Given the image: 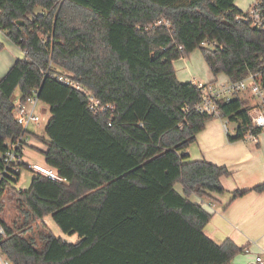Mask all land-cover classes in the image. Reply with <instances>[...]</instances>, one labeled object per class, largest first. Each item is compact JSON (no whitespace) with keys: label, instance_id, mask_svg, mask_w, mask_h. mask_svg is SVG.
I'll return each instance as SVG.
<instances>
[{"label":"trees","instance_id":"1","mask_svg":"<svg viewBox=\"0 0 264 264\" xmlns=\"http://www.w3.org/2000/svg\"><path fill=\"white\" fill-rule=\"evenodd\" d=\"M256 1L264 26V0ZM234 2L0 0V31L25 54L0 78V173L5 143L23 133L13 97L24 103L37 92L50 113L44 163L62 179L33 174L24 191L11 188L20 174L0 181V255L9 264H231L243 252L231 240H210L203 230L211 215L189 200L224 194L220 179L230 173L185 153L217 118L195 111L199 89L173 68L199 49L212 78L254 75L264 93V28ZM59 76L114 111L92 112ZM244 94L216 101L220 118L236 124L231 142L261 134ZM250 191L264 192V183ZM6 192L20 206L16 229L1 217ZM46 217L77 241L44 224L34 232L31 224Z\"/></svg>","mask_w":264,"mask_h":264},{"label":"crops","instance_id":"2","mask_svg":"<svg viewBox=\"0 0 264 264\" xmlns=\"http://www.w3.org/2000/svg\"><path fill=\"white\" fill-rule=\"evenodd\" d=\"M255 1L235 0L234 5L238 10L246 13L253 7ZM24 56V52L12 44L0 31V78L5 76L13 64L17 60H22ZM181 59L183 62L185 61V58ZM177 79L182 82L178 76ZM213 80L221 83L227 82L222 75L214 79L208 74L206 83ZM247 93L243 97L250 102V106L253 108L257 104L256 98ZM49 119L50 113L45 125L41 128V134L31 129L28 131V135L31 134L32 137H35L44 147H33L42 157L43 162L42 153L46 149L44 128ZM234 135L235 129L230 130L229 136L233 137ZM185 153L190 156L191 160H198L201 157L209 163L225 167L230 173L229 176L220 179L225 190L224 194H212L211 197L204 199H199L196 196L189 198L192 203L200 205L211 215L203 230L204 234L217 245L231 240L237 247L243 249V252L232 259L231 264H249L256 257L264 256V192L250 191L255 186L264 183V135L260 134L256 142L247 139L231 142L223 131L222 120L215 119L205 125L204 130L197 135L196 143ZM22 157L27 164H37L35 162L37 160L27 149V145ZM174 190L179 195H183L182 186L181 190H177L175 185ZM235 191L248 192L241 197L232 199V194ZM48 221L52 222L49 217ZM54 236L69 243L77 241L76 236L69 238L61 234ZM1 260L4 258L0 255Z\"/></svg>","mask_w":264,"mask_h":264},{"label":"built area","instance_id":"3","mask_svg":"<svg viewBox=\"0 0 264 264\" xmlns=\"http://www.w3.org/2000/svg\"><path fill=\"white\" fill-rule=\"evenodd\" d=\"M249 21L255 27H262V19L260 10L257 9V1H255L253 7L246 12ZM161 23L167 25L165 21H158L155 26ZM264 28V26H263ZM206 45V43H202ZM58 81L63 84L74 88L75 90L83 93L89 102V108L92 112H104L105 110L114 111V107L111 105L102 106L93 95L85 91L79 84L70 81L69 79L59 76ZM194 86L199 89L201 93V101L195 107V111L201 115L213 116L217 119L222 120L220 112L217 109L216 101L218 100H230L236 93H250L254 98L257 99V104L253 107L249 114L251 124L261 130V134L264 135V93L255 81V76L250 75L247 79L235 83L229 82H191ZM259 100V101H258ZM38 103L37 92H33L32 96L29 97L24 103L18 102L15 104L14 118L22 129V134L15 141H8L5 143L7 150L3 155L4 169L0 173V181L5 177H12L14 174H20V168L22 164H26L27 168L33 173L44 176L52 181L62 182L55 170L51 168H43L37 164H27L24 162L22 153L27 145V134L31 127L38 125L44 118L40 117L36 113V107ZM224 120V119H223ZM222 120V121H223ZM222 128L225 135L230 134V130L227 127V122L222 123ZM258 136L247 134L245 139L256 142ZM0 234H3L0 228ZM0 264H9L7 260H1ZM249 264H264V256L256 257Z\"/></svg>","mask_w":264,"mask_h":264},{"label":"rangeland","instance_id":"4","mask_svg":"<svg viewBox=\"0 0 264 264\" xmlns=\"http://www.w3.org/2000/svg\"><path fill=\"white\" fill-rule=\"evenodd\" d=\"M184 58H185L184 62L182 61V59H179L173 62V68L175 70L176 77L178 76L179 80L182 81L181 83H191L193 81L196 83L208 82V70L204 63L200 50L197 49L193 51L191 54L185 56ZM18 100H19V94L18 92H16L13 97L14 104H17ZM36 113L41 118L43 117L44 121H41L38 125H36L35 127H31L30 129L41 134L42 133L41 128L45 125L46 120L49 116V109L45 104L38 101L37 107H36ZM223 122L224 123L227 122V127L229 130H233L236 128L235 123L228 122L227 120H223L222 123ZM27 138H28L27 139V149L32 152L33 157L37 160L35 162H37L39 166L43 168H47V166L41 160L42 157L39 155L38 152H36L33 149V147H37V146L38 148L43 147L41 142H39L35 137H32L31 134L30 135L27 134ZM20 169L21 170H20L19 183L15 187H11L13 191H24L26 190V188H28V186H30L33 173L28 168L23 167ZM176 189L181 190V185L176 184ZM1 203L3 205L1 217L5 221V223H7L8 225H10L11 227L15 229L22 226L23 220H22V215L20 212V206L14 194L6 192L1 200ZM42 224H44L52 232L53 235H57V234L63 235L53 222L48 221V217H46V220L37 221V222L32 223L31 224L32 230L34 232L41 231ZM28 236H31V233L27 232L26 237ZM65 236L69 238V236L67 235Z\"/></svg>","mask_w":264,"mask_h":264}]
</instances>
